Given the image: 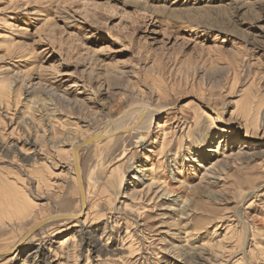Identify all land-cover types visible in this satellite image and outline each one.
Instances as JSON below:
<instances>
[{"label":"rangeland","instance_id":"374dc122","mask_svg":"<svg viewBox=\"0 0 264 264\" xmlns=\"http://www.w3.org/2000/svg\"><path fill=\"white\" fill-rule=\"evenodd\" d=\"M2 76L15 77L12 90L27 80L19 98L10 93L8 109L0 105V214L5 223L13 220L0 230V247L11 244L22 230L16 212L19 204H38L43 210L38 214L75 210L71 172L61 178L64 198L55 199L54 187L49 186L60 180L49 169L50 161L65 159L63 154L56 158L50 142L61 137L63 127L77 126V117L100 120L110 110L109 115L117 116L132 102L117 104L127 94L124 90L142 94L148 103L168 104L171 109L160 122L167 116L166 129L173 116L191 122L189 129H183L187 140L177 130L167 134L177 159L186 147L201 151L214 142L212 134L219 124L209 119L203 103L222 113L225 120L242 123L224 150L235 152L243 146V152L255 154L223 170L215 195L220 201L201 196L199 205L189 206L194 243L178 234V228L164 240L155 234L152 225L161 220L156 208L144 212L141 229L132 224L125 233L122 221L114 225L117 207L125 206L127 212L136 207L121 204L119 195L125 191L132 167L141 161L138 136L142 131L125 137L118 134L122 145L109 158L101 157L105 153L101 147H84L78 153L81 181L88 204L96 206L80 238L74 228L53 220L27 238L18 254L1 257L0 264H208L190 259L188 245L173 249L170 244L199 245L203 228L214 229L218 224V232L230 225V243L223 253L226 264H264V254H260L264 253L260 233L264 229V144L259 138L264 134V0H0ZM38 80L42 84L37 85ZM33 86L35 105L30 106L24 93ZM144 124L136 126L144 128ZM36 133L46 147L47 165L39 158L33 161L24 145H14ZM156 133L151 132L148 141ZM173 164L165 160L163 166L169 170ZM37 180L42 182L40 190ZM253 190L263 196H248ZM167 205L175 214L183 211L177 204ZM72 236L74 248H59L65 237Z\"/></svg>","mask_w":264,"mask_h":264},{"label":"bare ground","instance_id":"6f19581e","mask_svg":"<svg viewBox=\"0 0 264 264\" xmlns=\"http://www.w3.org/2000/svg\"><path fill=\"white\" fill-rule=\"evenodd\" d=\"M24 30L25 29L22 27L20 29L21 33H24ZM28 74L32 73L28 72ZM24 77L29 78L30 76L24 75ZM37 78H39V75ZM25 79L26 78H24V80ZM23 81L22 84L19 85L15 90H12V86L16 84L15 77L13 78L2 76L0 78V105L5 106V108L8 109L7 107H9V95L15 93V96L17 98L20 97ZM38 81L40 83L36 81L37 85L42 84L40 80ZM24 85L26 86L25 83ZM52 86H50V88H52ZM35 87H30V89H32L24 93L25 96L29 98L27 99V103H29L30 106L35 105L33 99L34 94H32L35 93ZM124 91L127 92V94L123 93V96L118 99L117 104H120L122 101L128 99L132 100V102L123 107L117 116L109 115V113H111L110 110L105 113V117L100 120L99 118L95 119L93 116L92 118L77 117V124H75L77 126L66 127L67 129L63 127L64 130L61 133V137L59 138L58 135V137H56V139L58 140H52V142H50L51 145L56 149V152L54 151L56 158L57 156L59 157L63 154L65 159L57 158V162L54 161V163L50 161L51 165H48L49 169L54 174L58 173L55 176L58 179L60 178V180L59 182H50L49 186L54 187L55 195L53 196L55 199L64 198V195H62V193L65 187L63 186L64 180H62V177L64 176V172H71L76 185L77 194V205L75 210L68 213L38 214L37 212L41 210V208H38V204L33 203L32 201H29V203H26L21 207V204H19L16 212L17 217L20 218V224H23L22 230L20 234L13 240V242H11V244L0 247V258L16 252L18 254V248L21 246V244L27 238H30L33 235V233L36 231V228H42L41 226H43L44 224L46 225L47 223L53 221L50 218H56L55 220H59V223L63 222V226H71V228H74V230H76L75 232H78V237L81 236L83 229L86 227V222L91 215V210L96 205L93 203L90 205L87 202V194L81 181L80 169L78 164L79 151L75 152V150L78 147L83 146V144L87 143L85 147L93 146L97 150L100 149V147L103 148V152L105 153L104 155L103 153H101V157L105 156V158H109L111 156H114V154L118 150L119 143H121L119 141L122 137H117V135L122 133V136L125 137L131 131H138L139 133L141 131L143 132L138 136V142L140 143L141 149L140 160L142 161V163L141 161H137L136 166L132 167V175L128 178L125 191L123 194L119 195V198L122 199L120 200L121 204L130 203L135 204L136 207L134 210H130L129 212H127L125 206L121 208L122 205L120 204L121 207H117L115 209V214L113 215L115 223L114 225L122 221L123 225H125V233L132 224H134L137 229H141L144 226V212L156 208L157 211H159V213L157 212V215L161 220L160 222L152 225V228H155V234L161 236V238H163L164 240L167 236L173 235L171 231H173L175 228H178V234H182L184 238H186V241L190 239L195 243L196 240L192 238L194 234L191 233L192 231L190 229L191 220L189 216L191 215L192 211L190 210L189 206H191L192 203L193 206L199 205L201 196L220 201V196L218 198V196L215 195H217L216 189L219 187V184L221 182L220 175H222L223 170L228 166H232L236 162L241 163L246 160H250L251 156L254 157L255 153H251L250 155L247 152H243V146L239 147L235 152L231 151L230 148H227V151L224 150L225 147H229L227 139H229L230 141L233 140H231L232 134L234 132H238L242 128V123H239L238 121H235V119L233 120L231 118L225 120L222 116V113L217 111L210 104L203 103L204 109L208 113L209 119H211V121L218 122L219 124V128L216 129L217 132H215V134H212V139L214 140V142L209 143L207 149L201 148V151L195 150L194 152H191V149L189 150V148L186 147L183 156H181L180 159H177V150H175L174 146L172 147L170 142L167 141V134L169 133L170 129L174 131L177 130L181 133V139L183 140V138L185 137L184 139L187 140L188 135L187 133L183 134V129H189V124L191 122L186 121L182 117L173 116L174 121H172V125L166 129L165 124H167L168 121L167 116L165 117L166 120L164 121V123L160 122L163 119L162 117L164 115H167V112L171 109L168 104L164 102L160 103L158 100H154L153 102L148 103L143 99L145 97H143L142 94H135V91L133 92L131 90ZM151 96H153V94H151ZM62 97H64V95ZM7 114L8 113H6V115ZM3 117H5V115ZM0 119H2V117H0ZM28 122L34 125V121L31 122V120H29ZM139 122H145L144 128L136 126ZM243 127H245V123ZM82 128L85 129L82 130ZM230 128L234 129H232L231 131L229 130L228 132H226L227 135H224V132L227 131L226 129ZM155 131H158V134L156 133L157 135H155V138L152 141H148L147 138L150 136L151 132ZM39 138H41V136H39L37 133L36 135L29 134L26 139H24L23 137L22 141H20L21 139L19 141H15L16 143H14V145H24V147H26V151L30 152L31 155H33V161L39 158L41 160H44V162L46 161V164V159H48V157L43 153V150L46 147H44L42 141H39ZM246 138L251 139L252 136H247ZM259 138H261L260 141L264 144V134L260 135ZM62 147L67 148L64 153L61 151L62 149H60ZM19 151H21V149ZM24 152L25 151H23V153ZM165 160H167L168 163L170 161L174 162L171 168H168L169 170H167V165L166 167L163 166ZM93 174H95V170L93 171ZM97 178L98 177L96 175L92 178V180H95V184L99 182V179ZM38 179H40V177H38ZM79 181H81V184H79ZM41 183L42 182H40V180H37L36 182V188L39 190L42 187ZM114 189H116V187ZM257 192V190H253L248 194V196H263V194L258 195ZM64 200L67 201L68 199L66 198ZM222 201L226 203L227 199H223ZM169 203H172V205L173 203L177 204V207L183 211L179 214H175L173 211H171L169 205H167ZM261 204L262 206H264L263 201L261 202ZM83 217L84 219L81 220V218ZM3 218L4 216L0 214V230L8 228L13 221H11L10 219L8 222L11 223H8L7 221L5 223L3 221ZM229 226L227 227V229H222L224 233H221L222 231L218 232V230L221 229V226H219V224L213 225L212 227H214V229H211L210 226L205 228L202 227L203 230L205 229L202 235L204 238H202L203 243L199 245L193 246V243L190 244L189 242H184V244L182 245L171 243L170 246L173 249H180L185 248L186 245H188V249L186 248V255L190 256V259H198L204 263H207L208 261V264H226L224 262L225 260L223 258V253L224 250H227V246H229L230 243V235L228 233ZM261 232H263L264 235V229L260 231V233ZM65 238L66 239L60 242L59 248H74L75 242L72 239L73 236ZM76 244L78 245V241ZM260 254L263 255L264 253L260 252ZM191 264L197 263L194 262Z\"/></svg>","mask_w":264,"mask_h":264},{"label":"water","instance_id":"95a60500","mask_svg":"<svg viewBox=\"0 0 264 264\" xmlns=\"http://www.w3.org/2000/svg\"><path fill=\"white\" fill-rule=\"evenodd\" d=\"M87 145V143H85V144H83V146H80V147H78L76 150H75V152H78V151H80L82 148H84L85 146ZM79 184H81V181H79ZM51 220H55L56 218H50ZM38 228H36L35 230H37ZM34 230V231H35Z\"/></svg>","mask_w":264,"mask_h":264}]
</instances>
